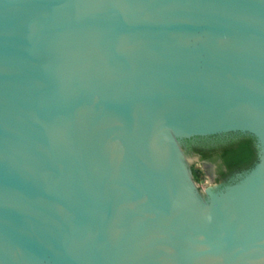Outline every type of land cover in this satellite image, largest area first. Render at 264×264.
Returning <instances> with one entry per match:
<instances>
[{"label": "water", "instance_id": "1", "mask_svg": "<svg viewBox=\"0 0 264 264\" xmlns=\"http://www.w3.org/2000/svg\"><path fill=\"white\" fill-rule=\"evenodd\" d=\"M0 264H264V0H0Z\"/></svg>", "mask_w": 264, "mask_h": 264}, {"label": "rangeland", "instance_id": "2", "mask_svg": "<svg viewBox=\"0 0 264 264\" xmlns=\"http://www.w3.org/2000/svg\"><path fill=\"white\" fill-rule=\"evenodd\" d=\"M192 173L195 186L199 192L206 197L209 187L216 188L218 185L226 182L227 177L222 176L220 171V159H202L200 156L185 159ZM196 170V172H195Z\"/></svg>", "mask_w": 264, "mask_h": 264}, {"label": "trees", "instance_id": "3", "mask_svg": "<svg viewBox=\"0 0 264 264\" xmlns=\"http://www.w3.org/2000/svg\"><path fill=\"white\" fill-rule=\"evenodd\" d=\"M217 157L220 159L219 165L222 176H227L252 167L258 160V152L249 151V146H238L231 150H220L212 155L201 156L203 159Z\"/></svg>", "mask_w": 264, "mask_h": 264}, {"label": "flooded vegetation", "instance_id": "4", "mask_svg": "<svg viewBox=\"0 0 264 264\" xmlns=\"http://www.w3.org/2000/svg\"><path fill=\"white\" fill-rule=\"evenodd\" d=\"M201 157V156H200ZM203 159V158H202ZM205 159H211V158H205ZM246 169H243V171H245ZM241 171H236V172H234L233 174H231V175H227L226 177H227V179H226V181H229V180H231L232 178H234L236 175H238L239 173H240Z\"/></svg>", "mask_w": 264, "mask_h": 264}]
</instances>
